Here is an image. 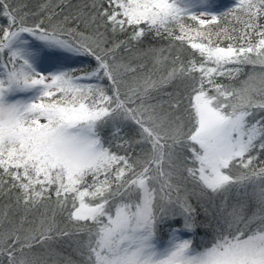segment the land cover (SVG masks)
Segmentation results:
<instances>
[{
    "label": "snow or ice",
    "instance_id": "6c2138e0",
    "mask_svg": "<svg viewBox=\"0 0 264 264\" xmlns=\"http://www.w3.org/2000/svg\"><path fill=\"white\" fill-rule=\"evenodd\" d=\"M0 264H264V0H0Z\"/></svg>",
    "mask_w": 264,
    "mask_h": 264
},
{
    "label": "trees",
    "instance_id": "16d2710c",
    "mask_svg": "<svg viewBox=\"0 0 264 264\" xmlns=\"http://www.w3.org/2000/svg\"><path fill=\"white\" fill-rule=\"evenodd\" d=\"M225 3H230V0H224Z\"/></svg>",
    "mask_w": 264,
    "mask_h": 264
}]
</instances>
